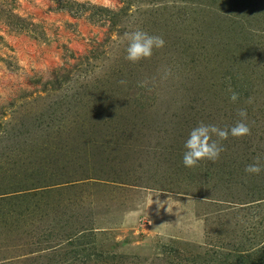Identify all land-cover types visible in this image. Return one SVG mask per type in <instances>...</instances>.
<instances>
[{"label":"rangeland","instance_id":"obj_1","mask_svg":"<svg viewBox=\"0 0 264 264\" xmlns=\"http://www.w3.org/2000/svg\"><path fill=\"white\" fill-rule=\"evenodd\" d=\"M136 26L165 46L131 64ZM241 109L250 134L184 168ZM257 158L264 0H0V264H264Z\"/></svg>","mask_w":264,"mask_h":264},{"label":"clouds","instance_id":"obj_2","mask_svg":"<svg viewBox=\"0 0 264 264\" xmlns=\"http://www.w3.org/2000/svg\"><path fill=\"white\" fill-rule=\"evenodd\" d=\"M122 41L124 42V59L131 64L150 59L154 51L165 46L162 36L150 34L139 26L125 31ZM230 92L229 101L236 103L239 99L238 93L231 90ZM247 116V111L241 109L238 112V119L231 126L226 127L213 123H197L190 129L183 142L182 166L192 169L202 161H217L224 151V141L229 138L240 139L250 134L251 129L247 123ZM262 171H264V165L261 164L259 158L244 169V172L250 176L259 175Z\"/></svg>","mask_w":264,"mask_h":264}]
</instances>
